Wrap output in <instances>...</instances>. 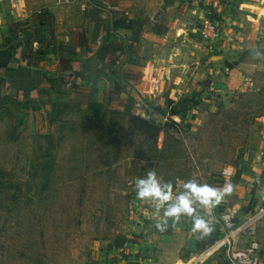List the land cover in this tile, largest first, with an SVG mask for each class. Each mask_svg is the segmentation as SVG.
Instances as JSON below:
<instances>
[{"label": "rangeland", "instance_id": "rangeland-1", "mask_svg": "<svg viewBox=\"0 0 264 264\" xmlns=\"http://www.w3.org/2000/svg\"><path fill=\"white\" fill-rule=\"evenodd\" d=\"M196 1L140 19L131 114L95 59L85 77L96 110H67L64 97L53 114L41 103L0 109V264H115L138 257L151 233L164 237L150 244L181 248V261L183 248L207 247L193 217L173 223L134 190L150 169L162 183L181 181L173 197L189 179L222 187L264 137V1ZM205 20L217 25L215 42L201 36ZM135 33L112 39L125 45ZM193 206L222 226L216 207Z\"/></svg>", "mask_w": 264, "mask_h": 264}, {"label": "crops", "instance_id": "crops-1", "mask_svg": "<svg viewBox=\"0 0 264 264\" xmlns=\"http://www.w3.org/2000/svg\"><path fill=\"white\" fill-rule=\"evenodd\" d=\"M181 2L183 0H24V3L23 0H1L0 77H18L23 83L38 85L45 73L44 70L51 69L62 52L75 54L85 63L87 54L85 46L88 45L89 52H92L105 42L103 36L107 27L112 24L114 14L127 12L128 18L132 19L137 26L141 22L140 19L144 17L143 15L148 17L147 22L152 21L153 15L157 13L169 12L171 8H177L178 5L182 7ZM194 2L197 1L194 0ZM34 3L37 6L31 7L30 4ZM36 14H40L42 17H40L41 20L38 23L39 28L34 34L33 48L43 50L44 57L35 60L33 53H29L30 63L26 64L22 61V57L27 55V51L21 41L10 40L8 25L14 22L30 23L32 17ZM167 18L170 17L167 16ZM50 22L53 24L51 28L49 27ZM136 29L137 27L130 32L135 33ZM119 31L126 32L128 30H111L109 41L112 40V35ZM87 36L91 38L90 42L85 40ZM133 38L130 40H133ZM92 59L97 61L95 57H91L89 60ZM7 102L8 94L1 91L0 85V109L3 107L12 109ZM31 102H34V105L37 106L40 103L36 100H31ZM258 139L261 141L258 148L247 152L244 163L237 168L240 172L236 181L231 182L233 185L232 194L226 196L216 206L218 217L230 208H237L241 221L253 211L264 206V137H258ZM207 220L209 223H213V231L210 232L213 239L223 234V226L217 224L209 216ZM163 237V234H149L146 239L147 242L141 244L143 248L138 250V257H135V259L131 257L122 259L123 264H183L179 256L181 248H160V244L159 247L150 244L152 239L159 241ZM245 245H249L255 250L254 264H264V220L257 223L252 238L237 239L234 247L241 248ZM202 249L183 248L184 252L187 251V257L185 258L188 259L193 252ZM203 264L231 263L226 258L225 251L219 250Z\"/></svg>", "mask_w": 264, "mask_h": 264}, {"label": "trees", "instance_id": "trees-1", "mask_svg": "<svg viewBox=\"0 0 264 264\" xmlns=\"http://www.w3.org/2000/svg\"><path fill=\"white\" fill-rule=\"evenodd\" d=\"M42 17L36 14L32 17L31 22H14L8 25V33L11 41H21L26 52V56L22 57V61L26 64L30 63L28 54L33 53L35 60H40L44 57V52L41 49L33 48L35 41L34 34L39 28V21ZM52 22L49 27H52ZM136 24L128 16H124L123 12L116 13L113 16V22L107 27L103 36L105 42L102 43L96 50L89 52V46L86 48V62L95 57L103 67L102 72L107 79L121 93L126 96L127 104L124 106L123 114H131V106L129 103L134 102L131 95V83L137 73L129 71V66H137L138 60L143 55V49L146 41L138 34L133 35V40H128L125 45L118 41L110 40L111 30H128L134 31ZM52 37V36H50ZM87 42H90L89 36L85 37ZM129 55V56H128ZM127 56L122 63V67L118 63L123 57ZM126 58V57H125ZM130 58V59H128ZM85 62V63H86ZM82 62L75 54L70 52H62L59 54L51 71L44 73L38 85H30L23 83L18 77L1 78V91L8 94V105L19 113L25 103L34 104L31 100H36L48 108V114H53L59 107L57 98H65L67 110H88L94 111L98 105L95 104L94 96L96 89L90 85L89 78L85 77L86 64ZM205 245H208L207 240ZM119 248V244L115 246ZM119 250V249H117Z\"/></svg>", "mask_w": 264, "mask_h": 264}, {"label": "clouds", "instance_id": "clouds-1", "mask_svg": "<svg viewBox=\"0 0 264 264\" xmlns=\"http://www.w3.org/2000/svg\"><path fill=\"white\" fill-rule=\"evenodd\" d=\"M183 188L184 191L173 197L172 183L170 181L162 183L155 169L148 170L145 177H138L134 181L137 199L155 202L157 214L159 209L163 208L164 217L172 218L173 223L178 222L182 215L193 217V233H200L201 236L209 234L213 231V223H209L203 216L196 215L193 205L199 202L207 208L214 209L226 196L232 194L233 185L226 183L222 187H214L189 179L183 184ZM154 226L159 231H165L169 227L167 219L156 222Z\"/></svg>", "mask_w": 264, "mask_h": 264}, {"label": "built area", "instance_id": "built-area-1", "mask_svg": "<svg viewBox=\"0 0 264 264\" xmlns=\"http://www.w3.org/2000/svg\"><path fill=\"white\" fill-rule=\"evenodd\" d=\"M1 1V0H0ZM255 3L264 0H252ZM124 16H128L127 12H123ZM201 36L205 40L215 42L219 36L217 25L210 20H205L202 23ZM181 186V181L176 178L173 182V194ZM220 221L223 226L224 233L211 245H207L196 254H191L188 259L183 261V264H203L215 252L224 250L226 258L231 264H254L255 250L249 245L241 248L234 247L237 239L252 238L256 231L257 223L264 218V206L253 211L252 214L246 216L243 221H240L239 210L230 208L220 215ZM120 251V250H119ZM115 264H123L122 258L116 261Z\"/></svg>", "mask_w": 264, "mask_h": 264}, {"label": "water", "instance_id": "water-1", "mask_svg": "<svg viewBox=\"0 0 264 264\" xmlns=\"http://www.w3.org/2000/svg\"><path fill=\"white\" fill-rule=\"evenodd\" d=\"M203 85L209 86L207 82H203ZM214 241H215V239H213L211 236V233H209L208 234V241H207L208 245H211Z\"/></svg>", "mask_w": 264, "mask_h": 264}]
</instances>
